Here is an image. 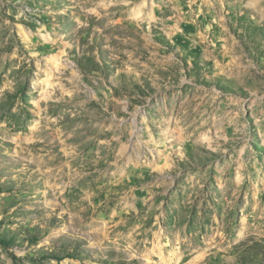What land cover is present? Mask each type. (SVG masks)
<instances>
[{
  "label": "rangeland",
  "instance_id": "374dc122",
  "mask_svg": "<svg viewBox=\"0 0 264 264\" xmlns=\"http://www.w3.org/2000/svg\"><path fill=\"white\" fill-rule=\"evenodd\" d=\"M0 264H264V0H0Z\"/></svg>",
  "mask_w": 264,
  "mask_h": 264
}]
</instances>
